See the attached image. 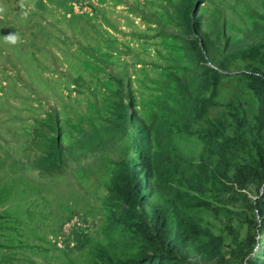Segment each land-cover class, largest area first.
<instances>
[{
	"label": "rangeland",
	"instance_id": "374dc122",
	"mask_svg": "<svg viewBox=\"0 0 264 264\" xmlns=\"http://www.w3.org/2000/svg\"><path fill=\"white\" fill-rule=\"evenodd\" d=\"M26 3L27 18L19 0H0V264H118L141 247L131 229L112 222L111 185L135 147L132 130L110 132L108 121L133 104L158 155L197 171L207 119L232 122L238 96L253 102L239 74L262 63L264 0ZM193 20L214 42L219 64L210 65L197 116L185 126L177 80L191 70ZM14 31L22 42L6 43ZM89 134L97 140L80 152ZM232 137V164L256 162L253 147ZM56 142L71 152L54 154ZM246 193L254 201L260 192L252 185ZM208 194L218 213H189L221 236L220 256L190 264H249L258 248L250 237L262 236L256 211L219 190Z\"/></svg>",
	"mask_w": 264,
	"mask_h": 264
},
{
	"label": "trees",
	"instance_id": "16d2710c",
	"mask_svg": "<svg viewBox=\"0 0 264 264\" xmlns=\"http://www.w3.org/2000/svg\"><path fill=\"white\" fill-rule=\"evenodd\" d=\"M192 22L198 42L193 43L195 46L188 45L191 70L187 77L177 80L178 92L183 98L180 121L185 126L197 116L199 94L208 81L210 65L219 64L214 42L197 27V21ZM195 47L197 50L193 52ZM259 50L262 52L261 46ZM261 62L239 74L243 90L253 99L251 105L238 96L239 107L231 114L232 122H227V117L207 119L203 135L206 153L197 171L185 172L171 158L158 155L150 129L133 104L114 112L107 130H132L135 151L129 161L121 163L111 185L115 206L112 222L131 229L141 246L132 258L118 264H190L196 258L207 262L218 260L221 236L200 225L189 213L192 208L218 213L220 207L208 194L216 190L221 197L241 200L256 211L259 221L254 220L253 227L262 236L250 237L251 246L256 244L258 248L249 253L248 262L264 264V53ZM248 107L255 111L248 112ZM90 134L82 139L80 152H85L97 140ZM232 136L248 148L253 147L256 162L232 164L236 157ZM53 149L60 156L64 150L71 152V148L59 142ZM252 185L260 192L254 201L246 193Z\"/></svg>",
	"mask_w": 264,
	"mask_h": 264
},
{
	"label": "clouds",
	"instance_id": "9594fccd",
	"mask_svg": "<svg viewBox=\"0 0 264 264\" xmlns=\"http://www.w3.org/2000/svg\"><path fill=\"white\" fill-rule=\"evenodd\" d=\"M31 5L26 3V0H19V7L21 9V13L23 15V17L27 18V16L29 15V12L27 11V8L30 7ZM5 12V7L0 5V19H3V13ZM3 40L6 43L12 44V45H16L18 43L22 42V37L21 34L19 32H10L7 35L3 36Z\"/></svg>",
	"mask_w": 264,
	"mask_h": 264
}]
</instances>
